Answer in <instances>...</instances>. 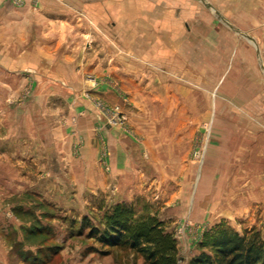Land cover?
Here are the masks:
<instances>
[{"label": "rangeland", "instance_id": "374dc122", "mask_svg": "<svg viewBox=\"0 0 264 264\" xmlns=\"http://www.w3.org/2000/svg\"><path fill=\"white\" fill-rule=\"evenodd\" d=\"M245 1L206 0L219 18L199 3L203 46L175 54L178 67L135 70L155 84L130 86L128 111L95 101L104 121L140 148L126 149L134 172L119 181L78 175L71 195L56 196L50 182L38 189L39 181H26L35 167L21 161L20 149L5 155L0 143V264H149L90 235L115 219L132 230L148 227L160 254L173 247L176 264L222 230L264 238V5ZM26 90L13 104L24 103Z\"/></svg>", "mask_w": 264, "mask_h": 264}, {"label": "crops", "instance_id": "0c3cea01", "mask_svg": "<svg viewBox=\"0 0 264 264\" xmlns=\"http://www.w3.org/2000/svg\"><path fill=\"white\" fill-rule=\"evenodd\" d=\"M199 3L220 17L206 0H0V143L5 155L20 149L21 161L35 167L26 181H39L38 189L50 182L56 196H69L78 175L119 181L134 172L126 149L140 148L104 121L95 101L128 111L130 86L155 84L135 70L178 67L175 54L203 46ZM23 85L31 93L15 105Z\"/></svg>", "mask_w": 264, "mask_h": 264}, {"label": "trees", "instance_id": "16d2710c", "mask_svg": "<svg viewBox=\"0 0 264 264\" xmlns=\"http://www.w3.org/2000/svg\"><path fill=\"white\" fill-rule=\"evenodd\" d=\"M148 227L130 229L129 224L115 219L106 230H90L102 245L128 247L140 253L149 264H176L173 247L158 252L159 240L147 236ZM186 264H264V238L258 231L245 230L238 233L222 230L209 243H202L201 250L191 256Z\"/></svg>", "mask_w": 264, "mask_h": 264}, {"label": "built area", "instance_id": "2783aa9c", "mask_svg": "<svg viewBox=\"0 0 264 264\" xmlns=\"http://www.w3.org/2000/svg\"><path fill=\"white\" fill-rule=\"evenodd\" d=\"M15 1L18 2L19 0H15ZM119 117H122L123 118L124 116H119Z\"/></svg>", "mask_w": 264, "mask_h": 264}]
</instances>
